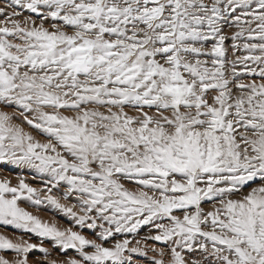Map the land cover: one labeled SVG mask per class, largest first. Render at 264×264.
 Returning <instances> with one entry per match:
<instances>
[{"label":"snow or ice","instance_id":"obj_1","mask_svg":"<svg viewBox=\"0 0 264 264\" xmlns=\"http://www.w3.org/2000/svg\"><path fill=\"white\" fill-rule=\"evenodd\" d=\"M0 165V264H264V0H0Z\"/></svg>","mask_w":264,"mask_h":264},{"label":"rangeland","instance_id":"obj_2","mask_svg":"<svg viewBox=\"0 0 264 264\" xmlns=\"http://www.w3.org/2000/svg\"><path fill=\"white\" fill-rule=\"evenodd\" d=\"M21 172L20 169L14 168L12 166H4V165H0V174L6 175L8 177H10L13 180V183L16 182V175L17 173ZM29 179H31V175L28 174ZM39 215H41L43 218H45L46 220H50V221H54L58 224H60L61 226H67L68 224V220H66L62 215L61 216H56L53 215L52 213L49 212H39ZM90 235V233H88ZM147 234V230L146 229H141L139 235L136 237V239H140L143 236H145ZM117 238H121V237H117ZM32 240L34 242H39L38 238H36L35 236L32 237ZM45 246L47 247H51V244L49 242H45ZM153 247L157 246L155 244L151 245ZM74 254V253H71ZM134 259H140L138 257H134ZM142 264H145V262H142Z\"/></svg>","mask_w":264,"mask_h":264}]
</instances>
